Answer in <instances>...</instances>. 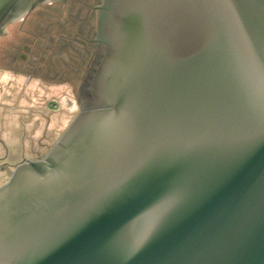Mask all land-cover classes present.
<instances>
[{"label": "water", "instance_id": "obj_1", "mask_svg": "<svg viewBox=\"0 0 264 264\" xmlns=\"http://www.w3.org/2000/svg\"><path fill=\"white\" fill-rule=\"evenodd\" d=\"M0 0V35L42 4ZM79 113L0 187V264H264V0H102Z\"/></svg>", "mask_w": 264, "mask_h": 264}, {"label": "rangeland", "instance_id": "obj_2", "mask_svg": "<svg viewBox=\"0 0 264 264\" xmlns=\"http://www.w3.org/2000/svg\"><path fill=\"white\" fill-rule=\"evenodd\" d=\"M100 2L40 5L0 35V187L17 165L43 159L79 113L77 96L97 53L98 15L87 5ZM26 40L30 52L22 50ZM24 53L27 62L17 59Z\"/></svg>", "mask_w": 264, "mask_h": 264}, {"label": "flooded vegetation", "instance_id": "obj_3", "mask_svg": "<svg viewBox=\"0 0 264 264\" xmlns=\"http://www.w3.org/2000/svg\"><path fill=\"white\" fill-rule=\"evenodd\" d=\"M65 1H66V0H65ZM65 1H64V2H65ZM47 4L53 5L54 2H52V3H47ZM101 4H102V0H101ZM42 5H46V4H42ZM63 5H64V4H63ZM39 6H40V5H39ZM87 7H88V9H91L92 12H95V14H97L98 17H99V12L96 10L97 7H94V6H91V5H87ZM33 12H34V11H32V12L26 14L25 16H23V17H24V18H23V21H24V19H25L26 17L32 15ZM15 22H16V21L9 20V22H8V24H7L8 28L11 27L13 24H15ZM7 26H6V27H7ZM28 43L31 44V41L26 40V45H25V47H24V46L22 47V50H23L24 52H30V51H31V50H30V47H29V45H28ZM90 45H93V44L91 43ZM95 46H96V45H95ZM17 59H18V60H21V61H23V62H27V61H28V57L26 56V53H24L23 56H22V55H18V56H17Z\"/></svg>", "mask_w": 264, "mask_h": 264}, {"label": "crops", "instance_id": "obj_4", "mask_svg": "<svg viewBox=\"0 0 264 264\" xmlns=\"http://www.w3.org/2000/svg\"><path fill=\"white\" fill-rule=\"evenodd\" d=\"M70 101H71L70 105L73 107V104H75V103L73 100H70Z\"/></svg>", "mask_w": 264, "mask_h": 264}]
</instances>
